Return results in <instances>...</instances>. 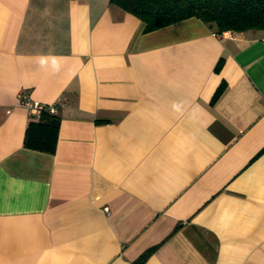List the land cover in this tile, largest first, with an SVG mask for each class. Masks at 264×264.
I'll return each mask as SVG.
<instances>
[{
    "label": "crops",
    "instance_id": "obj_1",
    "mask_svg": "<svg viewBox=\"0 0 264 264\" xmlns=\"http://www.w3.org/2000/svg\"><path fill=\"white\" fill-rule=\"evenodd\" d=\"M143 26L0 0V264H264V32ZM20 91L58 103L54 152Z\"/></svg>",
    "mask_w": 264,
    "mask_h": 264
},
{
    "label": "trees",
    "instance_id": "obj_2",
    "mask_svg": "<svg viewBox=\"0 0 264 264\" xmlns=\"http://www.w3.org/2000/svg\"><path fill=\"white\" fill-rule=\"evenodd\" d=\"M111 4L139 18L148 32L174 22L196 17L216 34L224 31L264 32V0H109ZM221 84L214 98L222 93ZM60 117L48 110L27 124L24 146L54 152ZM155 247L144 251L131 264H143Z\"/></svg>",
    "mask_w": 264,
    "mask_h": 264
},
{
    "label": "built area",
    "instance_id": "obj_3",
    "mask_svg": "<svg viewBox=\"0 0 264 264\" xmlns=\"http://www.w3.org/2000/svg\"><path fill=\"white\" fill-rule=\"evenodd\" d=\"M18 102L26 107L33 118H39L42 111L48 110L52 114H57L58 103H40L38 101L32 100L26 91H20L18 93ZM107 210V208H105Z\"/></svg>",
    "mask_w": 264,
    "mask_h": 264
}]
</instances>
